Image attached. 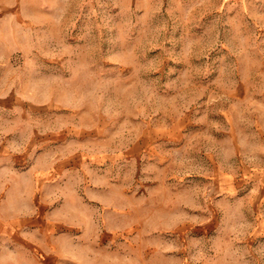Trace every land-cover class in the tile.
<instances>
[{"label":"clouds","instance_id":"clouds-1","mask_svg":"<svg viewBox=\"0 0 264 264\" xmlns=\"http://www.w3.org/2000/svg\"><path fill=\"white\" fill-rule=\"evenodd\" d=\"M0 264H264V0H0Z\"/></svg>","mask_w":264,"mask_h":264}]
</instances>
